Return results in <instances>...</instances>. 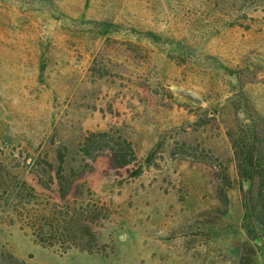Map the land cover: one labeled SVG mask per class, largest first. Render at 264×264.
<instances>
[{
  "label": "rangeland",
  "instance_id": "374dc122",
  "mask_svg": "<svg viewBox=\"0 0 264 264\" xmlns=\"http://www.w3.org/2000/svg\"><path fill=\"white\" fill-rule=\"evenodd\" d=\"M103 132L139 162L91 160ZM247 152L264 168V0H0V264H264ZM62 160L67 201L32 171ZM57 206L100 208V254L35 240Z\"/></svg>",
  "mask_w": 264,
  "mask_h": 264
},
{
  "label": "trees",
  "instance_id": "16d2710c",
  "mask_svg": "<svg viewBox=\"0 0 264 264\" xmlns=\"http://www.w3.org/2000/svg\"><path fill=\"white\" fill-rule=\"evenodd\" d=\"M82 149L91 160H95L105 153H110L112 165L115 169L127 168L133 163L139 162L138 155L131 142L121 137L113 138L107 132L92 133L85 139ZM183 158L188 159V156L185 155ZM242 160H244V165L241 166L242 176L244 177V174L247 175V171H250L253 178L257 179L258 186V197L254 208L255 213L258 214V220L251 219L250 221L248 215L246 217L248 220H246L248 224L264 234V168L261 165L255 167L253 155L251 156L248 152ZM150 162L151 158L149 157L147 163ZM239 163H241L240 159ZM87 169L90 171L92 168L88 166ZM32 171L39 178V184L46 189H51L56 183L60 197L65 201L74 190V182L80 175L86 173L79 166L66 167L64 160L58 167L49 162L39 163L36 169L33 168ZM143 171L144 167L140 166L133 177L140 176ZM45 176L48 182L44 181ZM100 215L101 210L99 207L92 210L89 206H81L78 209L68 206L65 210L64 207L57 206L51 215L43 214V209L40 208L36 212V217L31 218L34 219V224L30 228L35 240L43 247L59 248L62 254H67L73 249H79L90 254H100L95 249L98 243L92 228V224L99 221ZM9 257L12 264H25V262L20 261L11 254Z\"/></svg>",
  "mask_w": 264,
  "mask_h": 264
}]
</instances>
